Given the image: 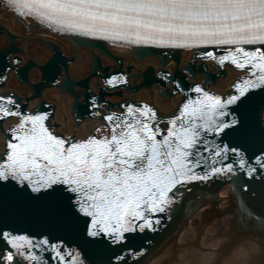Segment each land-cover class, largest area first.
Here are the masks:
<instances>
[{
  "label": "bare ground",
  "instance_id": "obj_1",
  "mask_svg": "<svg viewBox=\"0 0 264 264\" xmlns=\"http://www.w3.org/2000/svg\"><path fill=\"white\" fill-rule=\"evenodd\" d=\"M0 21L3 23V25H4L5 28H8L9 30H11V32H15V33L19 34L20 37L22 38L21 40L17 39V41H18V44L21 43V45H23L22 47L25 48L23 57H27L28 55H30V56H33V58L35 57V59H37L38 58V55H40V52H38V50H44L35 41V39L38 37V34L33 33L29 29H25V31L18 29L17 26H16V23L14 21H12V20H6V21L0 20ZM67 47H68V45H67ZM69 52H70V54L71 53L72 54L75 53L74 54V62L70 66L69 72L71 74V77H73V78L76 79V78H79L82 75H84L83 73H85V68L89 65L90 56L85 51H80V50L73 52L70 49ZM146 65H150V63L143 62V64H141L139 66H142L141 68H143ZM133 66H134L133 67V70H134V68H136V63L135 62L133 63ZM49 91H51V90L48 89V91L45 92V93H48ZM62 100L64 101V102L63 101L62 102L63 103H66L67 105H70L71 104L70 103L71 100L69 98L64 99L62 97ZM57 115H58L57 119L59 120V115H60L59 111H58V114ZM69 123L70 122L68 121L67 124H69ZM221 247L222 246L220 245V246H217V248H216L218 255H222V253H221V251H222L221 250ZM258 252H259V254H258L259 257H261L260 261H262V264H264V248L261 247ZM225 256H227V255H225ZM229 258H230V256H229ZM256 258L259 261V258L258 257H256ZM253 260H254V258H253Z\"/></svg>",
  "mask_w": 264,
  "mask_h": 264
},
{
  "label": "water",
  "instance_id": "obj_2",
  "mask_svg": "<svg viewBox=\"0 0 264 264\" xmlns=\"http://www.w3.org/2000/svg\"><path fill=\"white\" fill-rule=\"evenodd\" d=\"M30 31H32L33 33H36L37 34V32L35 31L34 32V30H32V28H28ZM16 43H18V41H17V39H16ZM60 43H62V45L64 46V47H67V45L66 44H64L63 42H60ZM68 48V47H67ZM68 50V49H67ZM69 54H70V52H69ZM42 60V57L40 56V55H38V58H37V60ZM48 91V89H44L43 91H42V94L43 93H45V92H47Z\"/></svg>",
  "mask_w": 264,
  "mask_h": 264
}]
</instances>
